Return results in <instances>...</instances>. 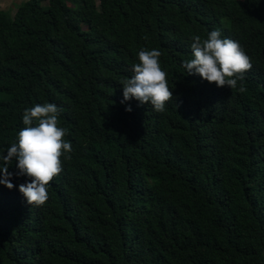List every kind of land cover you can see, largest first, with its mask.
<instances>
[{
    "label": "trees",
    "instance_id": "16d2710c",
    "mask_svg": "<svg viewBox=\"0 0 264 264\" xmlns=\"http://www.w3.org/2000/svg\"><path fill=\"white\" fill-rule=\"evenodd\" d=\"M212 30L251 59L236 89L184 71ZM141 49L161 52L174 95L163 112L121 103ZM45 103L62 110L71 159L43 206L20 193L28 177L0 184V264H264V0L0 9V154Z\"/></svg>",
    "mask_w": 264,
    "mask_h": 264
},
{
    "label": "clouds",
    "instance_id": "9594fccd",
    "mask_svg": "<svg viewBox=\"0 0 264 264\" xmlns=\"http://www.w3.org/2000/svg\"><path fill=\"white\" fill-rule=\"evenodd\" d=\"M191 50L193 58L183 61L185 73L199 75L193 78L210 87L215 83L217 87L236 89L238 81L252 68L244 46L233 39L222 38L219 30L210 31L205 39L195 36ZM160 56L158 49L139 51V62L132 66L133 75L119 82L123 88L121 103L136 100L141 105L151 104L157 112L165 110L174 95L168 86L167 73L161 68ZM239 90L245 91L242 85ZM186 93L192 97L187 88ZM125 110L130 112L132 108L129 105ZM61 111L54 103L26 108L22 116L25 127L6 148L7 154H0V184L12 189L10 178L13 175L28 177L26 183L19 185V191L31 206L46 204L51 181L63 171L61 157L71 159L72 144L64 139L68 130L59 126ZM13 161H17L15 174L9 171Z\"/></svg>",
    "mask_w": 264,
    "mask_h": 264
},
{
    "label": "rangeland",
    "instance_id": "374dc122",
    "mask_svg": "<svg viewBox=\"0 0 264 264\" xmlns=\"http://www.w3.org/2000/svg\"><path fill=\"white\" fill-rule=\"evenodd\" d=\"M23 0H0V9L11 10L16 8V5Z\"/></svg>",
    "mask_w": 264,
    "mask_h": 264
}]
</instances>
